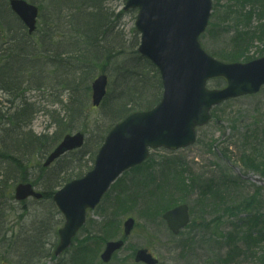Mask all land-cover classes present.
<instances>
[{
  "label": "rangeland",
  "instance_id": "rangeland-1",
  "mask_svg": "<svg viewBox=\"0 0 264 264\" xmlns=\"http://www.w3.org/2000/svg\"><path fill=\"white\" fill-rule=\"evenodd\" d=\"M126 1L104 0V6L117 14L123 11ZM229 2L220 0L219 12L223 14ZM251 2L255 4L250 5L252 10L264 12V0ZM36 4H41L43 14L38 31L29 38L30 45L20 51L21 58H25L27 72L21 77L17 92L31 84L32 88L26 90L24 97L33 104L32 110L35 109L24 132L31 130L37 135L47 133L49 137H60L59 141L66 133H84V148L65 155L53 163L52 169L48 171L55 173L73 168L70 170L71 176L83 175L90 170L104 138L115 124L111 113L112 104L93 106V80L101 73L106 74L109 80L107 98L121 100L122 92L128 93L125 83L131 79H144L145 82H141L145 94L135 91L139 99L134 105L137 106L136 110H146L161 98L160 75L138 52L140 33L135 27L137 9L123 11L119 18L112 17L110 35L115 38V42L110 48L111 52L103 58L99 55L94 58L92 53L87 52L88 48L82 39L84 35L81 37L77 34L76 40L71 39V30L67 26L70 18L66 10L70 9L69 6L64 12H59L63 15L57 16L56 0H38ZM232 10L233 14L238 12L236 8ZM233 21L232 17L216 22L201 37L203 48L217 59L220 58L215 54L232 49L231 35L227 34V29ZM257 23L258 20L254 18L251 24L245 26L254 28ZM73 41H77V44L69 47ZM256 42L244 56L253 59L264 53V43L259 45ZM8 47V44L2 46L4 50ZM70 50H76V55L71 54ZM9 53L12 55V50L6 52L7 55ZM209 86L220 85L212 81ZM17 92L0 86L1 153L11 152L15 148L12 139L17 138L20 131L16 122L10 123V118L23 101V98L16 96ZM149 96L155 98V102L140 105ZM246 139L255 147L260 141L264 143V88L255 95L241 96L215 108L209 124L198 130L194 145L176 151L163 148L152 150L151 160L141 166L143 170L136 168V171L131 169L125 172L101 203L88 211L87 222L72 246L58 258L54 257L53 251L59 242L57 231L64 223L63 216L50 207L47 199L41 202L32 199L16 202L13 193L20 182L21 169L19 171L13 161L0 153V182L19 176L13 186L14 178L10 179L12 187L9 199L0 198V264H105L99 258L105 242L117 240L123 235V222L129 216L136 219V226L125 239L123 249L108 264H135L133 257L140 248H148L160 260V264H225L223 261L232 251H236L235 260L227 264H258L256 257L243 253L246 250L243 242L246 229L243 224L254 231L264 230V197L262 200L250 201L256 187H264L255 180L264 176L252 170L247 171L241 165L242 154L249 153L251 148L243 146ZM48 145L42 146L39 154L31 155L28 162L24 160L29 166L26 181L35 183L36 189L41 192L43 186L36 182L41 175L38 165L44 163L55 146L51 148ZM84 152L90 155L86 154L83 160ZM251 158L254 163L260 162L264 169V154L257 156V159L251 155ZM140 175H152L154 181L159 180L164 187L155 190L157 193L147 198L140 197L136 204L128 202L129 208L134 205L138 210L145 209L144 200L154 202L163 193L162 196L168 195L170 198L168 189L173 195L172 201L178 204L186 200L184 202L190 206L191 229H186L182 236L175 238L162 216L148 218L135 211L122 213L123 207L116 210L117 202L123 197L137 194L141 181L137 178ZM47 204L48 208L45 207ZM167 209L161 208L160 214ZM130 210H134V207ZM120 214L124 215L115 217ZM253 216L257 218L255 224ZM109 227L113 228L114 234L109 233L104 237L102 233ZM254 236L257 239V235ZM254 246L259 256L264 255V244ZM30 248L33 249V257L27 259L25 255L30 253ZM87 249L94 255L91 263H84L82 259L83 254L88 255Z\"/></svg>",
  "mask_w": 264,
  "mask_h": 264
},
{
  "label": "water",
  "instance_id": "water-1",
  "mask_svg": "<svg viewBox=\"0 0 264 264\" xmlns=\"http://www.w3.org/2000/svg\"><path fill=\"white\" fill-rule=\"evenodd\" d=\"M12 9L33 33L38 7L25 0H11ZM139 8L136 21L142 33L139 51L160 70L164 91L161 101L151 110L134 112L116 124L101 146L92 170L58 190L53 199L65 216L59 229L60 255L86 220L87 209L95 208L113 181L128 168L141 164L149 156V148L176 150L195 141V128L208 122L215 104L231 97L259 90L264 83V57L247 64H225L209 56L201 47L199 36L205 31L212 0H127L125 9ZM225 76L229 85L223 90H208L207 80ZM106 75L93 82V104L99 105L106 95ZM84 134L66 135L48 156L45 165L69 150L84 144ZM41 197L31 184L21 183L16 198ZM164 217L174 233L189 221L188 207L178 206ZM135 220L124 223L129 235ZM122 240L109 242L102 254L105 262L120 249ZM136 262L157 264L158 260L141 249Z\"/></svg>",
  "mask_w": 264,
  "mask_h": 264
},
{
  "label": "trees",
  "instance_id": "trees-1",
  "mask_svg": "<svg viewBox=\"0 0 264 264\" xmlns=\"http://www.w3.org/2000/svg\"><path fill=\"white\" fill-rule=\"evenodd\" d=\"M238 1V0H237ZM33 3H37L38 0H31ZM245 2H249L248 0ZM69 6L70 9H66L68 11L69 20L67 21V26L71 30V39L76 40V35L79 34L81 37L84 35V38L82 39L85 41V46L88 48L87 52L92 53L94 55V58H98L99 56H107L110 54V48L112 47L113 43L115 42V38L111 37L110 30H111V19L112 17L119 18L122 16L123 12L114 14L109 11V9L105 8L104 6V0H56L55 8L58 9L57 16H61L63 14L59 12H64L65 8ZM40 10H41V16L42 14V6L39 4ZM73 11H72V10ZM231 9V7L229 8ZM248 15H251L250 12H248ZM251 17V16H248ZM60 18V17H59ZM224 15H223V20ZM236 27H238V23H236ZM249 34L247 43L245 44V39L243 38V34L237 33V35L234 37V41L236 42V47L232 48L229 51L223 52L221 54H217L221 59L226 61H240L241 59H244V55L246 50L249 48L250 44L254 41V39L257 37L255 30L249 31ZM3 38V42L1 38ZM29 36L27 34L25 26L22 24V22L18 19V17L11 11L8 5V0H0V86L1 88L17 92L19 90V84L21 82V77H24L27 70L25 69V58H21L20 51L25 50L24 47H28L29 44ZM260 39H263V37H258ZM8 44V49H3L2 46ZM77 44V41L70 42V46H75ZM107 46L109 48L107 49ZM12 50V55L9 53L8 55L6 52H9ZM70 53H74L76 55V50H70ZM28 55H30V51H28ZM60 55V53H59ZM23 59V61H21ZM19 61L20 64L18 66H15ZM149 66L152 65L148 62ZM139 81V80H138ZM135 81V79H131L129 82L125 83L128 90V93L125 94L122 92L121 100H115L110 97H106L104 100V105L106 106L108 103L109 105L112 104L113 108L111 110V113L113 115V122H118L125 118L128 114L136 110V107L134 105V102H136L139 98L137 97L138 94H135V91L141 95L145 94L143 91L144 85L141 81H144V79L141 78L139 81ZM32 88V85L30 84L24 89H21L19 92L16 93V96H24L27 89ZM16 98V97H15ZM145 100L146 102H142L140 105L148 104V103H154L155 98L152 96L147 97ZM33 104L28 102L26 99L23 98L22 104L19 109H16L17 111L14 113V116L10 118V123H17V127L20 129L19 133L17 134V138L12 139V145L15 147L12 149L11 152H0L2 156L10 158L12 160H15L19 166L18 168H21L20 173V179L19 181H25L27 180V170H28V164L26 165L24 160L29 161V158L31 155H37L41 151V147L45 146V144H49L48 146L51 148L56 145L59 141L58 136L49 137L47 133H43L40 135H37L33 133L31 130H28L27 132H24V127L30 123L34 116L35 109L32 110L31 106ZM131 106V108H129ZM61 124V120H59ZM114 125V124H113ZM249 132V131H247ZM11 145V144H10ZM248 139L244 142V147H251L249 149V153L242 154L240 160L243 162L245 169L253 170L257 173H259L261 176H264V169H262V164L260 162L254 163L253 159L251 158V155L261 157L262 154H264V143L260 141L257 145L258 147L252 146ZM86 154L90 155L89 152H84L82 159ZM81 159V160H82ZM60 160V159H59ZM81 160L79 162H81ZM84 160V159H83ZM81 164V163H80ZM86 166V165H84ZM171 166V165H170ZM80 167H82L80 165ZM38 168L41 172V175L36 180L38 184L43 186V199L51 200L53 194L57 190V188L61 187L64 183L70 181L74 177H79V175H73L72 170L73 168H66L61 169L58 172H48L52 168L51 167H44L42 164L39 163ZM144 169L143 167H139V169ZM54 171V170H53ZM141 174V173H140ZM154 176L148 175V176H139L137 178L138 180H141L138 185V191L137 194H132L129 197H123L122 200L117 202L116 204V210L123 207L122 213L127 212H133L139 213V215L143 217L152 218L154 217H160V210L161 208H172L174 204H176L174 201L171 200L172 194L167 189V193H169L170 198L168 195L161 194L160 198H157L154 202H150L149 200L145 201V209L138 210L134 205V210H130L132 208H129L130 205H128V202H132L136 204L137 199L140 197L147 198L155 193H157V190H162L164 186L160 183L159 180L155 179ZM8 178L3 183L0 182V195L3 196V198H6V195L9 194V188L7 187ZM155 183L157 185H155ZM156 186V188H155ZM156 190V191H155ZM260 196V191H257V193L251 197V200H258V197ZM169 198V199H168ZM129 199V201H128ZM216 202V201H215ZM1 205V203H0ZM160 206V207H157ZM51 207L54 208L53 204L51 203ZM119 213V212H117ZM115 215V213H114ZM124 214L116 215L115 217L123 216ZM192 226V225H191ZM190 226V229L192 228ZM246 232L243 237V242L245 245L246 250L243 251L244 255H251L257 258L258 264H264V255L259 256L258 253L255 251L256 244L261 245L264 244V230L263 231H254V229H249L248 226H246ZM113 228L109 227L106 229L102 235L104 237L107 236V234H114ZM254 234L257 235V239L254 236ZM1 237V233H0ZM5 239V237H4ZM30 252L28 255H25L27 259L33 257V249H28ZM88 254H90L92 257H94L91 250H88ZM235 254L236 251L229 252L226 259L223 261L225 264L233 262L235 260ZM24 256V255H23ZM44 256V255H43ZM23 258V257H22ZM88 260L87 263L91 260V258L87 255Z\"/></svg>",
  "mask_w": 264,
  "mask_h": 264
}]
</instances>
